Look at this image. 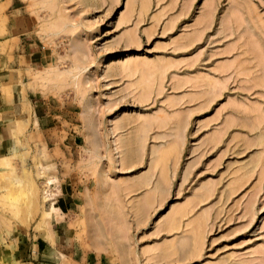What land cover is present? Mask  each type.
I'll list each match as a JSON object with an SVG mask.
<instances>
[{
    "label": "rangeland",
    "instance_id": "374dc122",
    "mask_svg": "<svg viewBox=\"0 0 264 264\" xmlns=\"http://www.w3.org/2000/svg\"><path fill=\"white\" fill-rule=\"evenodd\" d=\"M197 3L0 0V264H264V0Z\"/></svg>",
    "mask_w": 264,
    "mask_h": 264
},
{
    "label": "bare ground",
    "instance_id": "6f19581e",
    "mask_svg": "<svg viewBox=\"0 0 264 264\" xmlns=\"http://www.w3.org/2000/svg\"><path fill=\"white\" fill-rule=\"evenodd\" d=\"M49 5H51L50 3H49ZM55 27H57V25H55ZM49 28L50 29H53V24H51L50 26H49ZM7 87H9V86H7ZM7 87H6V89H7ZM10 88V87H9ZM8 88V89H9ZM3 90H4V87L2 88ZM5 89V95H6V100H9V102H10V100H12V102H14V99H13V93H12V91L10 90V92L11 93H7V91H8V89L6 90ZM11 89H12V87H11ZM3 90H2V92H3ZM9 92V91H8ZM10 94V95H9ZM10 96H11V98H10ZM9 98V99H8ZM8 102V101H7ZM27 104H28V102H27ZM25 105V104H24ZM24 112V111H23ZM164 121V120H163ZM17 126H19L18 124H17ZM178 127V126H177ZM179 128V127H178ZM177 128V129H178ZM177 129H176V133L175 134H179L180 133V131L179 130H181L180 128L178 129V131H177ZM177 136H179V137H177V138H180V136L181 135H177ZM139 137V136H138ZM139 139L141 140V141H139ZM142 139H143V137H140V138H138V141L139 142H142ZM139 144V143H138ZM142 146H141V144H140V148H141ZM139 150V149H138ZM165 154L167 153V152H164ZM161 156V155H160ZM163 157H165V155L163 156V153H162V157H160L161 159L163 158ZM5 157H3L2 159H4ZM166 158V157H165ZM9 182V181H8ZM15 182V181H14ZM148 182H149V179H147L146 180V184H148ZM10 183V182H9ZM12 183V182H11ZM19 183L17 182V184H16V186L18 185ZM21 184H23L22 182H21ZM11 185V184H10ZM15 186V184H12V186ZM20 185V184H19ZM24 185V184H23ZM23 185H22V188H23ZM18 187V186H17ZM17 187H16V189H17ZM21 187V186H20ZM156 187H159V186H156ZM20 189H18V191H19ZM23 190H24V188H23ZM156 190V189H155ZM159 190V189H158ZM20 191H22V190H20ZM19 191V192H20ZM14 192V191H13ZM16 192V191H15ZM34 194V193H33ZM14 198L15 197H12V199H10V203H9V205H14V203H13V201L12 200H14ZM90 201H92V200H90ZM90 201H88L87 202V204H90ZM92 206V205H91ZM93 207H94V204H93ZM93 207H92V209H93ZM16 208H17V210H16ZM14 210H16V212L17 213H14V216H15V218H19V214L21 213H25V212H18L19 210V208L18 207H16ZM14 210H12L11 212H13ZM21 211V210H20ZM23 211V210H22ZM15 212V211H14ZM179 212V211H178ZM175 213H176V211H175ZM12 215H13V213H12ZM47 216V217H46ZM46 217V218H45ZM23 218V217H22ZM23 221H24V219H22ZM5 221V220H4ZM8 221V220H7ZM22 224H24V223H22ZM91 226H93V225H91ZM95 226V225H94ZM168 226L171 228V229H174V228H176L177 227V222H176V220L175 219H171L170 221H168ZM13 227V226H12ZM9 229L11 228V227H8ZM97 230H99L98 228H97ZM100 230H101V228H100ZM99 230V231H100ZM42 232H43V235L45 236V239L47 240V242L49 243V245L50 246H53V245H55V238H54V235H53V233H52V229H51V227H50V220H49V212H45L44 213V219H43V226H42ZM101 232V231H100ZM198 244V243H197ZM196 244V245H197ZM182 250V252H184L185 251V248L184 249H181ZM186 251H187V249H186Z\"/></svg>",
    "mask_w": 264,
    "mask_h": 264
},
{
    "label": "crops",
    "instance_id": "0c3cea01",
    "mask_svg": "<svg viewBox=\"0 0 264 264\" xmlns=\"http://www.w3.org/2000/svg\"><path fill=\"white\" fill-rule=\"evenodd\" d=\"M41 241H42V240H40V241L38 240V241H36V242H33V244L31 243V246H32L33 252L37 251L36 253H38V252L40 253V251L44 248V247H43V248L40 247V244L42 243ZM45 243H46V244H49V243L47 242L46 239H44V244H45ZM34 247H35V248L38 247L39 249L37 248L36 250H34ZM30 260H32V258H31ZM30 262H31L30 264H34L32 261H30Z\"/></svg>",
    "mask_w": 264,
    "mask_h": 264
},
{
    "label": "snow or ice",
    "instance_id": "6c2138e0",
    "mask_svg": "<svg viewBox=\"0 0 264 264\" xmlns=\"http://www.w3.org/2000/svg\"><path fill=\"white\" fill-rule=\"evenodd\" d=\"M202 3H203V0H199V3L196 4V8H199L200 4H202ZM165 211H167V209H165Z\"/></svg>",
    "mask_w": 264,
    "mask_h": 264
}]
</instances>
